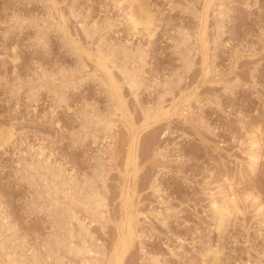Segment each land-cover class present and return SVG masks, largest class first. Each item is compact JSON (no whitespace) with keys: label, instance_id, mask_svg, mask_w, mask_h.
Listing matches in <instances>:
<instances>
[{"label":"rangeland","instance_id":"rangeland-1","mask_svg":"<svg viewBox=\"0 0 264 264\" xmlns=\"http://www.w3.org/2000/svg\"><path fill=\"white\" fill-rule=\"evenodd\" d=\"M1 133L0 264H264V0H0Z\"/></svg>","mask_w":264,"mask_h":264},{"label":"bare ground","instance_id":"bare-ground-1","mask_svg":"<svg viewBox=\"0 0 264 264\" xmlns=\"http://www.w3.org/2000/svg\"><path fill=\"white\" fill-rule=\"evenodd\" d=\"M207 4V3H206ZM212 6V5H211ZM214 6V5H213ZM212 6V7H213ZM138 9H140V8H138ZM205 9V8H204ZM203 9V10H204ZM221 9V8H220ZM138 11V10H137ZM146 11V10H145ZM139 12V11H138ZM140 12H141V10H140ZM143 12V11H142ZM149 11H147V12H143V13H137V15L135 16H132V18H133V20H134V22L135 23H143V24H146V25H150L151 23H153L152 22V15L150 14V13H148ZM210 16V15H209ZM199 17H201V16H199ZM208 17V16H207ZM202 18V17H201ZM200 22H201V19H200ZM135 25V24H134ZM152 25V24H151ZM148 28V27H147ZM206 29V28H205ZM208 29V28H207ZM198 34H199V32H198ZM204 34V33H203ZM205 36V35H204ZM207 36H208V32H207ZM205 38V37H204ZM187 39V38H186ZM199 40V39H198ZM208 40V39H207ZM206 40V41H207ZM200 41V40H199ZM206 46V45H205ZM208 46V45H207ZM200 49V48H199ZM99 50V49H98ZM101 50V49H100ZM201 51V50H200ZM201 52H203V51H201ZM103 53V51H101V56H103L104 54H105V52H104V54H102ZM94 54V53H93ZM106 54H110V53H106ZM105 54V55H106ZM204 54V53H203ZM134 55V54H133ZM99 56V55H98ZM109 55H106V56H103L105 59H109V57H108ZM204 56V55H203ZM140 57V56H139ZM204 58V57H203ZM99 59V58H98ZM104 59V60H105ZM114 59H115V57H114ZM137 59H141V58H137ZM112 60H113V58H112ZM116 60V59H115ZM97 62V61H96ZM95 62V63H96ZM99 62H100V60H99ZM116 62V61H115ZM114 62V60H113V62L111 63V64H113V63H115ZM186 62V61H185ZM205 63V62H204ZM96 64H98V63H96ZM124 64V63H123ZM109 65V64H108ZM120 65V64H119ZM189 65V64H188ZM118 66V65H117ZM126 66L127 65H125L124 64V67H122L121 66V68L119 67V71H121L123 74H124V76L128 79L127 80V84L129 83L130 85H131V87H136L137 85H138V77H137V73H136V75L134 74L135 72H131V71H129L128 70V68H126ZM100 67V66H99ZM105 67V66H104ZM110 67H111V65H110ZM207 67V66H206ZM105 69H106V67H105ZM205 70L207 69V68H204ZM100 70H101V68H100ZM207 71V70H206ZM109 72V71H108ZM114 72V71H113ZM120 72V73H121ZM209 73V72H208ZM104 74V73H103ZM114 74V73H113ZM95 75H97V74H95ZM107 75V74H106ZM104 76V75H103ZM108 76V75H107ZM110 78L108 79V80H104V79H101L100 80V84L102 83V85H104V86H106V88L108 89V91L107 92H109V95L111 96V99H113L115 102H116V104L115 105H113V106H115V107H113L114 109V111L112 112L113 114H115L116 113V111H118V110H121V107L123 106V104H124V101H123V97H122V92H121V89H120V86H119V84L117 83V81L114 79V77H113V75L111 74V72H110ZM124 76H122V77H124ZM100 77V76H99ZM98 77V78H99ZM125 77H124V79H125ZM99 81V80H98ZM140 83V82H139ZM141 84V83H140ZM139 84V85H140ZM130 87V86H129ZM124 88V87H123ZM137 88V87H136ZM106 90V89H105ZM138 90V89H137ZM135 92H136V89L134 90ZM125 94V93H124ZM136 94H137V92H136ZM112 100V101H113ZM182 101H184V100H182ZM187 101V100H186ZM127 104V103H126ZM129 105V104H128ZM127 106V105H126ZM182 105H180V107H181ZM185 106V105H184ZM188 106V105H187ZM187 106H185V107H187ZM125 108V107H124ZM128 108V107H127ZM171 109V108H170ZM188 109H190V107L188 108ZM157 111V110H156ZM164 112H167V111H164ZM163 112V113H164ZM170 112V111H169ZM121 113H123V112H121ZM128 113V112H127ZM119 114H120V112H119ZM112 114L110 113V116H111ZM120 115H122V114H120ZM161 115V114H160ZM170 115V114H169ZM182 115V114H181ZM126 116V115H125ZM121 117V116H120ZM123 117V116H122ZM158 118V117H157ZM147 120H149V119H147ZM156 120V119H155ZM161 120V119H160ZM102 121V120H101ZM126 122H127V120H125ZM107 123V122H106ZM128 125H130L129 123H128ZM146 125V124H145ZM148 125V124H147ZM106 128H107V130H111V128H112V126H113V123H111V122H108L107 124H106ZM136 127V126H135ZM140 127V126H139ZM132 128V127H131ZM137 129V128H136ZM119 130V129H118ZM132 132V131H131ZM8 133V132H7ZM10 133V132H9ZM0 135H2V133L0 134ZM5 135L7 136V134L5 133ZM136 135V134H135ZM135 135H133V136H135ZM131 136V135H130ZM133 139V138H132ZM3 140H4V138H3ZM7 140V139H6ZM133 145H134V141H133V143H132ZM1 145V144H0ZM136 149V148H135ZM132 154H133V151H132ZM134 155V154H133ZM131 157H133L132 155H131ZM132 161V160H131ZM130 163V162H129ZM132 163H133V161H132ZM136 165L137 164H135V168H136ZM131 166V165H130ZM133 169V168H132ZM129 176V175H128ZM132 176V175H131ZM57 177V176H56ZM123 177H124V175H123ZM125 178V177H124ZM131 178H133V177H131ZM56 179V178H55ZM54 178H53V180H55ZM137 179V178H136ZM52 180V179H51ZM57 180V179H56ZM135 182V181H134ZM51 183V182H50ZM60 183V185L58 184V187L57 186H54V187H56L57 188V190L55 191V192H60V191H64V189H66L65 188V184H66V182L63 180V181H61V182H59ZM131 184H132V182H131ZM57 185V184H56ZM93 185V184H92ZM92 185H91V187H92ZM129 185V184H128ZM45 186V185H44ZM127 186V185H126ZM133 186V185H132ZM46 187H47V185H46ZM53 187V189H55ZM90 187V186H89ZM44 188V187H43ZM52 187H50L49 188V190L51 189ZM129 188V187H128ZM127 187H126V189H128ZM47 189H48V187H47ZM93 189V188H92ZM91 188L87 191V194H84L85 195V198H84V200H86V199H88V200H91L92 198H94V197H96V193H97V190H95L96 191V193L92 190ZM125 189V190H126ZM132 190V189H131ZM133 191H134V189H133ZM45 192V191H44ZM45 194H47V196H48V194H49V192L48 193H45ZM53 194V193H52ZM65 194V193H64ZM132 194V193H131ZM72 195H73V192H72ZM83 195V196H84ZM102 195V194H101ZM46 196V195H45ZM50 196V195H49ZM98 196V195H97ZM106 197V196H105ZM74 198H76V197H74ZM73 198V199H74ZM124 198V197H123ZM132 198V197H131ZM75 200H77V199H75ZM54 201V200H53ZM93 201V200H92ZM130 201H131V199H130ZM130 201H129V199L125 202V204H126V209H127V211H129V207L131 206L130 205ZM77 202V201H76ZM89 202V201H88ZM94 203V202H93ZM105 203H106V201H105ZM216 203V202H215ZM213 204L214 205V209L217 211V214H218V219H217V223H218V226H217V224H216V226L217 227H222L223 226V223H224V220H225V218L230 214V213H232V206L235 204V202H234V204H232V206H231V203H229V202H226V204H224L223 202H222V205H219V206H216V204ZM81 204V203H80ZM83 205H84V202L82 203ZM86 204V203H85ZM97 204V203H96ZM228 204H230V206L228 205ZM103 205V202L102 201H98V206H102ZM212 205V206H213ZM85 206V205H84ZM97 206V207H98ZM103 207V209H104V206H102ZM94 209V208H93ZM98 209V208H97ZM99 209H102L101 207H99ZM138 209V208H137ZM233 209H235V206H234V208ZM90 210V209H89ZM236 210V209H235ZM93 211V210H92ZM94 211H95V209H94ZM93 211V212H94ZM98 211V210H97ZM100 211V210H99ZM234 211V210H233ZM70 212V213H69ZM104 212V211H103ZM139 212V211H138ZM66 213H67V215H68V213H69V216H70V218L72 219L73 217L75 218V216H76V214H75V212L70 208V207H68L67 208V211H66ZM66 213H64V215L66 214ZM129 213V212H128ZM97 214V213H96ZM100 214H102V213H100ZM130 214V213H129ZM66 215V216H67ZM77 217H78V215H77ZM127 217V216H126ZM229 217H230V215H229ZM128 218V217H127ZM69 219V218H68ZM83 219V218H82ZM125 219V218H124ZM129 222H128V227L126 226V228H127V230H126V232L124 233V235H123V237L121 238V247L117 250V252H116V254L114 255L115 256V264H122L123 263V256H124V254H125V252L128 250V248H129V246L131 245V243H132V241H133V238H134V235H135V231H136V229L134 230V227H133V225H132V218H131V216L129 217ZM230 219V218H229ZM70 220V219H69ZM77 220V219H76ZM75 220V221H76ZM121 220H122V218H121ZM78 221V220H77ZM83 221H85V219H83ZM126 221H127V219H126ZM125 222V221H124ZM124 222H122V223H124ZM82 223V222H81ZM80 223V224H81ZM87 223V222H86ZM127 223V222H126ZM78 224V223H77ZM76 224V225H77ZM88 225V223L87 224H82L81 225V234H91V232H90V229H89V225ZM78 226V225H77ZM120 226V225H119ZM80 229V228H79ZM71 230V229H70ZM68 231V230H67ZM137 232V231H136ZM65 233H67V232H65ZM69 234V233H68ZM67 234V235H68ZM78 234V236H79V232L77 233ZM70 235V234H69ZM71 236V235H70ZM69 236V237H70ZM91 236V235H90ZM89 236V237H90ZM80 237H82V236H80ZM79 237V238H80ZM92 237V236H91ZM83 238V237H82ZM82 238H81V240H82ZM86 239V238H85ZM90 239V238H89ZM135 240V239H134ZM79 241V240H78ZM86 241V240H85ZM118 241H119V239H118ZM2 242V241H1ZM5 243V242H4ZM62 243V242H61ZM60 243V244H61ZM83 243V242H82ZM2 244V243H1ZM134 244H135V241H134ZM58 245V244H57ZM91 244H89V246H90ZM117 245H119V244H117ZM117 245H116V247H117ZM1 246V248L3 249V248H5L6 246L3 244V245H0ZM2 246H5V247H2ZM59 246V245H58ZM84 246V245H83ZM82 246V248H80L79 249V252H82V254L83 253H86V252H90L91 250H92V247H91V249H86L85 247H83ZM62 247H64L63 245H62ZM81 247V246H80ZM59 248V247H58ZM66 248H70V246L68 245V247H66ZM5 249H3L2 251H4ZM64 250H66L67 251V249H64ZM8 251V249L4 252V254H6L7 255V252ZM115 251V250H114ZM212 251V250H211ZM102 252H103V250H102ZM3 253V252H2ZM1 253V254H2ZM9 253V252H8ZM209 253H211V252H209ZM214 253H215V251H214ZM217 253V252H216ZM215 253V254H216ZM79 254V253H78ZM95 254V253H94ZM97 254V253H96ZM208 254V253H207ZM10 255V254H9ZM35 255V254H34ZM33 255V256H34ZM89 255V254H88ZM103 255V254H102ZM110 255V254H109ZM209 255V254H208ZM207 255V256H208ZM4 256V255H3ZM94 256V255H93ZM113 256V257H114ZM216 256H217V254H216ZM215 256V257H216ZM6 257H9V259L11 258V256H6ZM35 257V256H34ZM103 257V256H102ZM112 257V256H111ZM213 257V256H212ZM86 258V257H85ZM99 258V257H98ZM218 258V257H217ZM217 258H213L214 260L215 259H217ZM15 259V258H14ZM13 259V260H14ZM60 259V258H59ZM81 259V258H80ZM100 259V258H99ZM156 259H159V258H156ZM6 260H7V258H6ZM12 260V262H11V264H19L20 262L19 261H17V260H14L13 261ZM62 260V259H61ZM84 260V259H83ZM95 260H96V258H95ZM94 260V261H95ZM101 260V259H100ZM103 260H104V258H103ZM113 260V259H112ZM41 260H40V257H35V259H34V262L33 263H35V264H39V263H41L40 262ZM82 260H80V263L82 264V262H81ZM91 261V260H90ZM107 262H111V259H110V261H108V260H106ZM217 261V260H216ZM60 262V261H59ZM84 262H85V260H84ZM113 262V261H112ZM155 262H156V260H155ZM160 262V261H159ZM3 263V262H2ZM87 263H88V261H87ZM91 263H93L92 261H91ZM97 263V262H96ZM105 263V262H104ZM157 263V262H156ZM21 264H23V263H21ZM60 264V263H59ZM105 264H107V263H105ZM160 264V263H159Z\"/></svg>","mask_w":264,"mask_h":264}]
</instances>
